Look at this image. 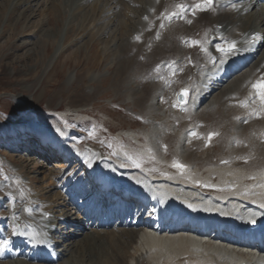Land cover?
I'll use <instances>...</instances> for the list:
<instances>
[{
  "label": "bare ground",
  "instance_id": "6f19581e",
  "mask_svg": "<svg viewBox=\"0 0 264 264\" xmlns=\"http://www.w3.org/2000/svg\"><path fill=\"white\" fill-rule=\"evenodd\" d=\"M46 2L52 6L51 1ZM198 2L77 0L72 10L77 26L72 30L73 36L78 34L77 29L87 26L89 35L106 39L101 50L111 46L116 52L117 67L110 90L129 102L130 109H137L150 120L146 123L150 127L141 129V134L147 140L151 152L148 151L163 167L156 169H165L166 173L146 169L141 172L139 166L141 170L124 164L120 156L106 158L99 151L88 152L67 142L66 132L57 129L50 136L59 158L66 160L64 164L58 162L59 165L65 167L76 162L79 166L70 179L71 191L60 190L54 195L60 202H51L32 191L5 198L7 213L0 215V241L8 243L5 253H0V261L5 263L0 264H87L84 257L75 255L76 240H71L84 232L109 238L106 243L109 248L100 250L99 254L104 256L97 264H161L174 252L187 255L198 264H264V252L255 257L249 253L248 245L241 243L238 247L223 239L222 236L231 237L223 232L191 237L192 229L186 230L187 226L167 231L165 227L148 225L149 219L145 221V201L155 199L174 212L200 216L208 221L209 227L233 221L242 228L253 225L264 231V111H260L259 99L251 88L252 82L264 77V0H214L207 11L195 10L193 6ZM9 3L12 9L23 7L18 11L25 21L32 19L41 6V0H9ZM48 37L52 46L53 38ZM192 41L199 43L190 46ZM233 43L236 50L232 53L217 51V45L226 48ZM152 48L155 49L151 54H158L161 62L175 58L177 64L172 68L189 70L176 85L178 92L188 93L184 104L174 102L178 93L175 83L169 85V79V84H162L158 77L151 73L148 76L146 69L147 73L143 71L140 57ZM85 76L90 77L88 73ZM241 102L246 106H241ZM165 107L169 108L167 112ZM157 113L162 115L159 123L155 121ZM132 133L138 143L137 134ZM167 146L187 165L182 177L167 174L174 163L165 155ZM39 155L46 157L45 153ZM49 165L40 163L37 167L48 166L54 171L45 178L52 180L49 185L55 187V169L59 167ZM104 175L111 179L106 190L95 180ZM84 177L89 180V189L88 196L81 200L82 190L86 191ZM185 177L189 179L185 181ZM64 184L65 180L61 181L60 188ZM78 206L83 207L85 214L73 219L75 213L70 215L68 208ZM91 212L93 221L86 224ZM112 216L115 217L110 219ZM110 220L115 221L111 230ZM9 225L10 235L6 234ZM90 236L84 234L83 241ZM39 244L47 245L49 252L38 249ZM167 262L170 264V260Z\"/></svg>",
  "mask_w": 264,
  "mask_h": 264
},
{
  "label": "rangeland",
  "instance_id": "374dc122",
  "mask_svg": "<svg viewBox=\"0 0 264 264\" xmlns=\"http://www.w3.org/2000/svg\"><path fill=\"white\" fill-rule=\"evenodd\" d=\"M46 1H51L52 6L47 5ZM76 4L77 0H41V6L37 8L38 12L32 19L28 18L29 20L25 21L23 13L20 12L23 7L12 9L9 0H0V196H2L0 215L7 213L4 207L5 198L10 195L14 194L17 197L25 193L30 194L32 191L33 194L45 196L51 202H60L54 195L60 190L71 191L72 181L70 179L79 166L76 162H70L65 167L59 165L58 162L64 164L66 160L59 158L50 136L59 129L66 132L67 142L69 140L88 152L99 151L105 155L104 157L107 156L106 158L120 156L124 164L136 169L141 168V172L146 169L147 172L157 170L158 174L166 173L165 169L163 171L156 169L163 167L152 157L147 147V140L141 134L142 130L150 127L146 124L150 120L137 109H130L129 102L124 101L121 96L116 97L113 90H110L117 67L116 52L111 46H109L110 50H101L103 39H106L97 35L94 36L95 38L89 35L90 29H87V26L85 29H77L78 34L73 36L72 30L77 26H75V13L72 10ZM254 12L257 13V9ZM26 16L29 17L27 14ZM66 23L69 25L68 30ZM50 35L54 41L52 46H49L48 42ZM104 36L106 37L107 34ZM60 46H64L63 50L59 49ZM154 49H150V54L141 55L143 71L147 70L148 76L151 73L154 78L158 77L162 80V84L171 82L169 85L175 83L176 87L181 80V75H185L189 70L172 68L177 64L175 58L161 62L157 59L158 54H151ZM87 73L92 80L85 76ZM165 74H167L166 77ZM93 76L98 77L93 78ZM179 90V87H176V92ZM180 93L181 91L175 96L174 102L177 104L179 103L176 99ZM188 98L187 94L184 96V101ZM168 110L169 108L165 107L164 111ZM155 115H157L155 121L161 122L162 115L160 113ZM132 132L137 134L139 144L132 137L134 135ZM213 139L214 137H211L209 141ZM165 149V155L167 154L170 163L176 162L179 157L170 152L169 146ZM41 153H45L46 157L40 156ZM179 162L184 165V168L177 169L173 166L167 171L168 175L182 177L187 165L181 159ZM40 163L48 165L51 163L52 166L54 165L53 168L59 167L55 169L57 177L55 187L49 185L50 180H46L52 171L49 169L51 166L49 165V168L48 166L37 167ZM137 165L140 168L136 167ZM184 179L186 181L189 177ZM64 180L65 184L63 188H60V183ZM88 183L89 180L84 177L86 191L82 190L81 200L88 196ZM68 209H70V215L75 213L73 219L85 214L82 206H78L77 209L71 207ZM92 215L93 212L86 219V224L92 223ZM113 217L115 216L110 219ZM110 221L109 230L114 225L113 220ZM90 226L93 227V224ZM6 227V234L10 235V225ZM69 229L70 227L67 230ZM72 229L74 228L71 227V231ZM75 230L78 231V229ZM84 234L90 236L91 232H84L82 236L76 235L71 238L72 241L76 240L74 253L81 258L84 257L88 261L87 264L93 260H96L93 262L97 264L98 259L104 256L99 254L100 250L109 248V244H106L109 238L104 234L101 236L94 234L83 241ZM166 260H170V264H198L195 260H190L187 255L177 252ZM165 261L162 260L161 264H169Z\"/></svg>",
  "mask_w": 264,
  "mask_h": 264
},
{
  "label": "snow or ice",
  "instance_id": "6c2138e0",
  "mask_svg": "<svg viewBox=\"0 0 264 264\" xmlns=\"http://www.w3.org/2000/svg\"><path fill=\"white\" fill-rule=\"evenodd\" d=\"M213 4H214V0H199V2L196 3L193 7L195 10L207 11V10L211 9ZM176 7L182 8V5H176ZM175 14L176 13H173V15H175ZM193 14H195V12ZM145 19H147V18H145ZM188 22L191 23V21H188ZM198 43H199L198 41H192L190 46L198 44ZM201 50L205 51V52L207 51V49H204V48H201ZM235 50H236V45L234 43L229 44L226 48L217 45V51L223 52L225 54H230ZM251 88L255 90L256 98L259 99V102L261 105L260 111H264V77H261L260 79L256 80L255 82H252ZM187 94H188L187 91L183 90L180 94H178V98L186 96ZM183 102H186V101H183ZM173 106L175 107L177 105H173ZM241 106H246V104L244 102H241ZM255 114L259 115V112H255ZM192 135H196V134L192 133ZM211 135H213V134L210 133L209 138H211ZM138 166L139 165H137V167ZM173 166L177 167V168H183L184 167L182 164H179L176 162L173 163ZM262 207H264V205H262ZM36 242L37 243H43L44 241L37 240ZM7 243H8L7 241H0V249H3L4 247H6Z\"/></svg>",
  "mask_w": 264,
  "mask_h": 264
},
{
  "label": "water",
  "instance_id": "95a60500",
  "mask_svg": "<svg viewBox=\"0 0 264 264\" xmlns=\"http://www.w3.org/2000/svg\"><path fill=\"white\" fill-rule=\"evenodd\" d=\"M183 100H184V98H183V97H179V98H178V102H179V103H182V102H183Z\"/></svg>",
  "mask_w": 264,
  "mask_h": 264
}]
</instances>
